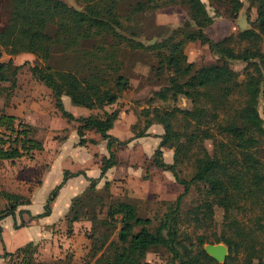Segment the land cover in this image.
<instances>
[{
  "label": "trees",
  "instance_id": "1",
  "mask_svg": "<svg viewBox=\"0 0 264 264\" xmlns=\"http://www.w3.org/2000/svg\"><path fill=\"white\" fill-rule=\"evenodd\" d=\"M9 1L8 17L0 28V46L9 57L0 61V81L13 82L20 66L12 63L11 55L29 52L43 59L44 63H33L29 70L50 89L54 105L61 115L67 120L80 122L76 129L79 135L77 144L85 143L83 133L87 129L97 132L104 140L107 155L100 158L98 177L118 163L117 148L131 138L147 135L146 129L152 122L159 123L163 131L159 134L151 162L171 172L182 186V192L170 202L153 228L149 227L151 219L138 215L132 202L119 201L115 206L105 208L103 217H98L95 209L90 211L91 214L81 209L86 204L82 200L84 195L82 199H73L64 214L67 228H71L68 226L73 221L84 217L91 223V234L101 235L90 252L93 258L90 264H148L144 259L145 253L156 247H163L169 254V262L174 264H264V155L257 147L264 139V115L261 116L257 109L258 96L264 93V51L260 48L264 38V0H249L255 7V16L248 27L219 39L210 38L203 30L213 17L207 13L202 0H136L129 8L128 19L137 11L160 5L178 3L186 8L187 19L169 35L149 45L139 41L128 43L131 37L122 33L127 27L117 11L118 0H77L83 3L80 9L63 0ZM209 1L216 10L218 6L222 7L221 11L229 18H234L242 5L241 0ZM97 34L109 36V46L125 39L130 48L141 46L154 50L157 57L155 69L167 71L166 83L153 90L147 101L157 98L164 102L169 100L172 104L142 107L139 113L143 116V125L126 139H119L108 131L117 118L116 108L104 110L102 116L87 114L74 117L62 104V95L83 107L110 104L128 86L127 77L114 70L110 82L106 70L114 59L104 66L86 65L83 71L86 73L80 74L79 56L83 59L87 55H95L92 50L81 46V42ZM195 40L206 43L211 51H218L217 60L198 67L187 61L183 44ZM57 44L60 52L73 53L71 68L46 63ZM114 53V50H105L98 59L111 58ZM233 59L244 62L241 79L229 65V60ZM179 95L188 99V107L175 104ZM13 119L11 114H0V125L3 124L12 134L2 136L0 132V158L10 159L22 152L31 153L42 148L41 142L29 135L30 127L20 121L13 126ZM208 139L212 144L210 150L204 144ZM87 140L94 142L92 138ZM6 141L8 143L4 146ZM163 145L173 148L170 162L161 157ZM184 160L190 161L193 168L188 178L178 174L177 165ZM80 173L83 172L64 171L61 181L50 189L42 212L30 216L49 214L56 190L67 177ZM87 180L88 198L100 202L101 196L95 191L98 178L87 177ZM191 184H195L199 191L194 203L185 209V219L192 218L196 225L202 226L212 217V207L216 205L223 209L225 224L231 234L214 235L212 238L198 234L192 241L176 227L181 198ZM106 185L107 179L103 187ZM0 197L5 201L0 208V220L5 216L14 218L18 205L30 203L21 193L3 188H0ZM102 205L101 201L98 210ZM23 211L28 212V209ZM235 212L242 215L249 212V223L239 219ZM91 234L88 233L87 237ZM205 242L224 243L227 247L225 259L218 262L208 255L203 248ZM35 249V242L28 240L9 251L3 249L0 257L19 255L21 261L28 263Z\"/></svg>",
  "mask_w": 264,
  "mask_h": 264
},
{
  "label": "rangeland",
  "instance_id": "2",
  "mask_svg": "<svg viewBox=\"0 0 264 264\" xmlns=\"http://www.w3.org/2000/svg\"><path fill=\"white\" fill-rule=\"evenodd\" d=\"M63 1L78 9L83 6V3L77 0ZM135 1L118 0L116 5L121 22L127 27L126 30H122V33L125 37H131L128 43L139 41L144 45H149L169 35L177 26L181 25L183 20L187 19L185 6L178 3L137 11L128 19L129 8L134 5ZM202 1L207 13L213 17L212 22L203 28L212 39H219L248 27L255 16V7L249 0H241L242 5L234 18L223 14L222 7L218 6L219 9L216 10L209 0ZM10 7L9 0H0V28L6 22ZM129 30L133 32H129ZM85 41L81 42V46L92 50L95 55H87L83 59L79 56L77 62L80 74L86 73L83 72L86 65L104 66L108 61L111 62L110 59H114L111 67L106 70L110 82L114 70L127 77L128 86L119 92L113 103L96 104L92 107L75 105L66 95H62L63 107L74 117L87 114L102 116L104 110L116 108L117 118L108 131L119 139H126L142 127L143 116L139 113L142 107L160 106L169 104V102L172 104L169 100L164 102L157 98L150 102L147 101L153 90L166 83L167 71L164 69L161 72L155 69L157 57L154 55V50L141 46L130 48L125 44V39L117 45L109 46L108 43L111 44L110 37L101 34L94 35ZM99 46L100 51L98 50ZM59 47L57 44L52 48V54L46 63L54 67L71 68L73 53L69 51L62 53L59 51ZM260 48L264 51V38L260 42ZM109 49L115 51L111 58L98 59V57L101 58L105 50ZM183 53L186 60L191 61L195 67L214 62L218 58V51H211L206 43L197 40L186 41L183 44ZM8 57L9 55L0 46V61H4ZM10 58L13 64L20 66L13 82L0 81V114L13 115V126L19 121L27 124L30 127L29 135L39 140L42 148L33 150L31 153L22 152L21 155L10 159L0 158V188L21 193L30 201L29 204L17 206L14 218L6 217L9 219V228L5 224L6 218H4L5 221L0 223L2 224L0 231L8 249L23 242L29 236L33 238L35 229L40 225L42 228L39 230L42 231V234L32 240L36 244V249L32 252L28 263L21 261L19 255L3 257L4 263L90 264L93 260L90 252L95 247V240L99 239L101 235L91 234V223L84 217L73 221L68 226L71 227L70 229L67 228L64 218L68 205L78 197L82 199L85 196L82 200L86 204L81 209L90 214L92 213L90 211L95 209L98 217H103L105 208L115 206L119 201L132 202L136 205L138 215L151 219L149 227L153 228L169 208L170 202L178 193L182 192L181 184L174 179L171 172L156 167L151 162L153 150L159 142V134L163 131L161 125L152 122L146 129L147 135L131 138L125 145L117 148L118 163L109 167L102 176L98 177L100 158L107 155L104 140L97 132L87 129L83 133L86 139L85 143L77 144L79 135L76 129L80 122L75 119L67 120L61 115L59 109L54 105L50 89L35 78L29 70V66L33 63H44L43 59L29 52H20L11 55ZM229 65L238 72V79H241L244 62L233 59L229 60ZM175 104L181 107L190 105L188 99L181 95L177 97ZM257 109L263 116L264 93L258 96ZM133 123H135L134 127H131ZM262 125L264 127V121ZM0 132H2V136L5 134L12 136L3 124L0 125ZM89 138H92L94 142H89L87 140ZM7 143L8 141L3 145L6 146ZM204 144L210 150L212 146L210 140H205ZM257 147L264 155V139ZM172 151V147L163 145L161 147L162 159L167 162L172 161ZM177 168L178 174L185 178L189 177L193 169L190 161L186 162L185 160L178 164ZM79 170L83 173L73 175L70 179L67 177L62 186L56 190V195L50 203L49 214L34 218L30 216L32 213L42 212L50 189L61 181L64 171L74 173ZM87 177L98 178L95 191L101 196L100 202L97 199L88 198L86 194L88 192ZM105 179L108 180V185L103 187ZM71 187L74 190L67 193ZM198 191V187L191 184L188 191L182 196L176 227L185 232L192 241L198 234H202L206 238L231 234L225 224L223 209L216 205L212 207L211 220H206L202 226L196 225L192 218L185 219L184 211L194 203ZM87 199L88 201H86ZM101 201L103 205L98 210ZM4 204V199L0 197V208ZM25 208L28 209V212L23 211ZM248 214L249 212L246 215L235 212L239 219L249 223ZM14 223L23 225L13 227ZM88 233L91 234V237H87ZM185 242L187 243L186 239ZM168 257L169 254L163 247H156L147 251L144 259L148 264H174L169 262ZM253 262L255 261L253 260Z\"/></svg>",
  "mask_w": 264,
  "mask_h": 264
},
{
  "label": "water",
  "instance_id": "3",
  "mask_svg": "<svg viewBox=\"0 0 264 264\" xmlns=\"http://www.w3.org/2000/svg\"><path fill=\"white\" fill-rule=\"evenodd\" d=\"M205 252L218 262H222L227 254V247L221 242L205 243Z\"/></svg>",
  "mask_w": 264,
  "mask_h": 264
},
{
  "label": "crops",
  "instance_id": "4",
  "mask_svg": "<svg viewBox=\"0 0 264 264\" xmlns=\"http://www.w3.org/2000/svg\"><path fill=\"white\" fill-rule=\"evenodd\" d=\"M86 175H87V174H86ZM105 175H106V173H105ZM70 178H71V176L68 177V179H70ZM61 186H62V185H61ZM59 188H60V187H59ZM72 189H73L72 187L69 188V190L67 191V193L72 192ZM73 190H74V189H73ZM68 206H69V205H68ZM67 208H68V207H67ZM32 214H34V213H32ZM6 217H8V216L3 217V218L0 220V223L4 222V221H5L4 218H6ZM8 222H9V219L6 218L5 224L7 225V227H8ZM0 226H1L0 229H2V224H0ZM8 228H9V227H8ZM40 228H42L41 225L38 226L37 229H35L36 231H35V234H34V237H33V238H31V237L29 236L28 238H25V240H23V242L19 243L18 245L24 243L25 241L33 240V239H35L38 235L42 234V231L39 230ZM0 245H1L0 253H2L3 249L9 251V250L13 249L14 247L18 246V245H16V246H13L12 248H9V249L6 248L5 243H4V239L2 238V235H1V231H0ZM0 264H5V263H4V259H3V257H0Z\"/></svg>",
  "mask_w": 264,
  "mask_h": 264
}]
</instances>
